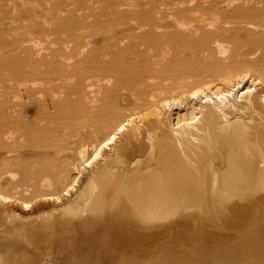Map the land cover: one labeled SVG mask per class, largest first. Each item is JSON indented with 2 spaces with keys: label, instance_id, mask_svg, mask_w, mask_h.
Wrapping results in <instances>:
<instances>
[{
  "label": "bare ground",
  "instance_id": "1",
  "mask_svg": "<svg viewBox=\"0 0 264 264\" xmlns=\"http://www.w3.org/2000/svg\"><path fill=\"white\" fill-rule=\"evenodd\" d=\"M0 264H264V0H0Z\"/></svg>",
  "mask_w": 264,
  "mask_h": 264
},
{
  "label": "rangeland",
  "instance_id": "2",
  "mask_svg": "<svg viewBox=\"0 0 264 264\" xmlns=\"http://www.w3.org/2000/svg\"><path fill=\"white\" fill-rule=\"evenodd\" d=\"M7 15L6 14H1V17H4L3 19H1L2 22H7V19L5 18ZM3 27V30L5 29L4 28V25H1Z\"/></svg>",
  "mask_w": 264,
  "mask_h": 264
}]
</instances>
